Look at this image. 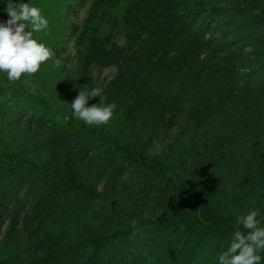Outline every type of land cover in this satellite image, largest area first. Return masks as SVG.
Returning <instances> with one entry per match:
<instances>
[{"label":"trees","instance_id":"16d2710c","mask_svg":"<svg viewBox=\"0 0 264 264\" xmlns=\"http://www.w3.org/2000/svg\"><path fill=\"white\" fill-rule=\"evenodd\" d=\"M237 5L254 24L239 30L251 47L244 57L217 54L222 41L206 39L210 26L195 28L206 4L93 0L75 37L77 65L54 55L32 76L36 93L0 101V264H217L238 215L259 209L264 226V24L256 25L264 0ZM34 6L49 21L34 36L61 51L67 30H78L71 0ZM111 67L110 81L95 77ZM95 85L117 106L106 125L72 115L71 102ZM173 131L166 150L178 159L151 153ZM187 155L207 184L181 170ZM223 165L239 174L229 190L210 174ZM130 170L161 179L172 198L147 216L98 222L116 215L106 194L115 175ZM96 196L105 198L104 214L89 210Z\"/></svg>","mask_w":264,"mask_h":264},{"label":"rangeland","instance_id":"374dc122","mask_svg":"<svg viewBox=\"0 0 264 264\" xmlns=\"http://www.w3.org/2000/svg\"><path fill=\"white\" fill-rule=\"evenodd\" d=\"M92 1L93 0H71V9L69 11L70 25L76 26L78 30L74 32L72 27H70L67 30L66 39L63 42L61 51H53L54 55L58 54L59 58L65 61L67 67L71 70L77 65L75 56L76 33H79L78 31L86 19ZM194 1L206 4V11L196 18L195 28H198L199 32L202 33L207 26H210L205 35L206 39L214 35V37L222 41L221 45L213 48L217 49V54L225 55L226 52L231 49L238 51V53L244 57L251 51V47L246 45L247 40L243 37L245 33L241 35L240 31H244L246 28L250 30L248 26L254 24L253 20L250 21L249 17L245 15L240 16L241 13H238L240 10V7L237 5L239 4V0H235V2L234 0H192V2ZM215 8H219V11L217 12ZM192 15L193 12L191 16ZM226 23L229 28L225 26ZM263 24L264 23H256L260 28H263ZM220 25H222V27L218 29ZM119 40L125 42L126 39L123 36L119 37ZM212 51L215 52L214 50ZM116 73L117 69L115 67L94 71L96 78L106 82L110 81ZM32 76L33 74H25L20 80L9 82L5 74H0V101L9 99L12 94L36 93L40 87L38 83L33 81ZM64 102L63 99L57 98L56 106L64 107ZM176 133V131H173L166 134L162 140L155 143L154 147L151 149V153L154 155H162L164 159L169 156L170 161L177 160L180 153H173L170 155L166 150L167 146L175 142ZM207 162H210V159H208ZM192 164L191 159L187 155V158L182 163L181 170L188 174V177L192 178L200 174L198 179L196 178L197 181H205L207 184L209 180L205 178L204 174L199 172L200 168H195ZM231 169L232 166L226 168L223 165L219 169L210 170L211 176L219 181V185H217L218 188H226V190H229L230 187H234L238 183V171L236 169ZM114 178H116V180H114V183L111 185L113 191L106 194V200L113 203V209L116 215H111L112 217L104 220H98V218L97 220L100 223H106L107 225L113 223L115 224L114 226H116V224H120V220L116 217L118 215L129 216L134 214L135 218L147 216L151 213H156L167 200L168 202L170 200L171 195L167 188L161 183V179L155 178L149 174L142 176L139 172L132 173L130 170V172L124 174L117 173ZM104 185V183L100 185V191L104 189ZM105 190L106 188L102 193L105 192ZM114 193H116V196ZM157 197L160 198V202L156 200ZM104 200V196L92 198L91 204L89 205L90 212L104 214L105 209H103L102 206V201ZM6 226L7 223L1 229L0 237L4 236L6 233Z\"/></svg>","mask_w":264,"mask_h":264},{"label":"clouds","instance_id":"9594fccd","mask_svg":"<svg viewBox=\"0 0 264 264\" xmlns=\"http://www.w3.org/2000/svg\"><path fill=\"white\" fill-rule=\"evenodd\" d=\"M6 11L9 19L0 21V74L9 82L20 80L25 74H34L42 63L53 57V50L35 37L49 26L48 19L31 0H10ZM28 29V30H26ZM100 97L89 106L91 98ZM104 89L100 86L82 89L71 102L72 115L89 126L106 125L113 119L116 104L105 103ZM236 230L231 243L219 254L217 264H261L264 256V226L259 209H251L236 218Z\"/></svg>","mask_w":264,"mask_h":264},{"label":"crops","instance_id":"0c3cea01","mask_svg":"<svg viewBox=\"0 0 264 264\" xmlns=\"http://www.w3.org/2000/svg\"><path fill=\"white\" fill-rule=\"evenodd\" d=\"M7 2L10 0H0V21H7L9 19L8 13L6 11ZM24 2H28V0H24ZM36 0H31L32 5H35Z\"/></svg>","mask_w":264,"mask_h":264},{"label":"water","instance_id":"95a60500","mask_svg":"<svg viewBox=\"0 0 264 264\" xmlns=\"http://www.w3.org/2000/svg\"><path fill=\"white\" fill-rule=\"evenodd\" d=\"M121 44H123L124 42H120Z\"/></svg>","mask_w":264,"mask_h":264}]
</instances>
